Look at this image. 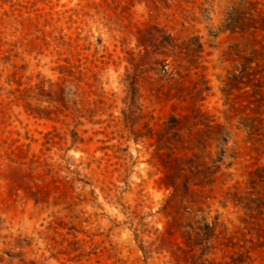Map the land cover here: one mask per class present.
<instances>
[{
    "label": "rangeland",
    "instance_id": "obj_1",
    "mask_svg": "<svg viewBox=\"0 0 264 264\" xmlns=\"http://www.w3.org/2000/svg\"><path fill=\"white\" fill-rule=\"evenodd\" d=\"M0 264H264V0H0Z\"/></svg>",
    "mask_w": 264,
    "mask_h": 264
}]
</instances>
